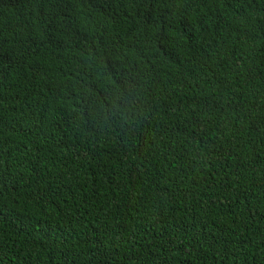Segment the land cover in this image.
Returning a JSON list of instances; mask_svg holds the SVG:
<instances>
[{
    "label": "trees",
    "instance_id": "obj_1",
    "mask_svg": "<svg viewBox=\"0 0 264 264\" xmlns=\"http://www.w3.org/2000/svg\"><path fill=\"white\" fill-rule=\"evenodd\" d=\"M0 264H264V0H0Z\"/></svg>",
    "mask_w": 264,
    "mask_h": 264
}]
</instances>
